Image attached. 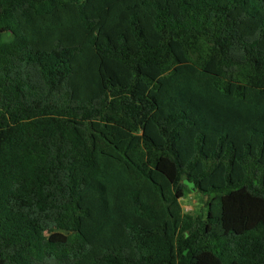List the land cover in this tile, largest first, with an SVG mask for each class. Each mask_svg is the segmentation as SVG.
<instances>
[{"label": "trees", "instance_id": "16d2710c", "mask_svg": "<svg viewBox=\"0 0 264 264\" xmlns=\"http://www.w3.org/2000/svg\"><path fill=\"white\" fill-rule=\"evenodd\" d=\"M0 264H264V0H0Z\"/></svg>", "mask_w": 264, "mask_h": 264}, {"label": "rangeland", "instance_id": "374dc122", "mask_svg": "<svg viewBox=\"0 0 264 264\" xmlns=\"http://www.w3.org/2000/svg\"><path fill=\"white\" fill-rule=\"evenodd\" d=\"M208 200L209 197L207 195L192 192L187 194L180 203L184 213L191 214L194 217H204Z\"/></svg>", "mask_w": 264, "mask_h": 264}]
</instances>
